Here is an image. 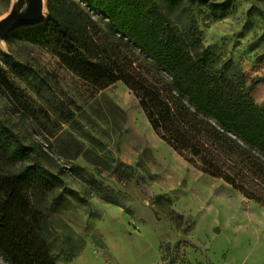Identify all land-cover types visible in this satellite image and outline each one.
I'll list each match as a JSON object with an SVG mask.
<instances>
[{
    "label": "rangeland",
    "instance_id": "obj_1",
    "mask_svg": "<svg viewBox=\"0 0 264 264\" xmlns=\"http://www.w3.org/2000/svg\"><path fill=\"white\" fill-rule=\"evenodd\" d=\"M17 1L0 0V19ZM61 1L87 22L81 52L32 32L0 40V119L64 182L49 195L63 192L49 214L56 264H264V205L174 148L142 108L136 82L169 74L86 0ZM156 1L172 26L195 21L210 69L257 81L264 106V0Z\"/></svg>",
    "mask_w": 264,
    "mask_h": 264
},
{
    "label": "trees",
    "instance_id": "obj_2",
    "mask_svg": "<svg viewBox=\"0 0 264 264\" xmlns=\"http://www.w3.org/2000/svg\"><path fill=\"white\" fill-rule=\"evenodd\" d=\"M86 1L169 74L168 84L134 86L153 128L174 148L198 156L203 171L264 205V106L249 94L257 81L244 86L210 69L195 21L186 28L172 26L156 0ZM46 5L43 23L14 34L32 32L60 55L81 52L86 20L64 13L61 0ZM63 184L0 119V254L9 264H56L49 214L63 192L49 195Z\"/></svg>",
    "mask_w": 264,
    "mask_h": 264
},
{
    "label": "water",
    "instance_id": "obj_3",
    "mask_svg": "<svg viewBox=\"0 0 264 264\" xmlns=\"http://www.w3.org/2000/svg\"><path fill=\"white\" fill-rule=\"evenodd\" d=\"M23 1L18 0L11 11L0 19V40L19 28L32 27L44 22L45 0H27L26 7L17 12L15 7Z\"/></svg>",
    "mask_w": 264,
    "mask_h": 264
},
{
    "label": "bare ground",
    "instance_id": "obj_4",
    "mask_svg": "<svg viewBox=\"0 0 264 264\" xmlns=\"http://www.w3.org/2000/svg\"><path fill=\"white\" fill-rule=\"evenodd\" d=\"M27 5V0H24L22 3H19L16 7L15 10L17 12H21ZM44 14H45V8H44Z\"/></svg>",
    "mask_w": 264,
    "mask_h": 264
}]
</instances>
